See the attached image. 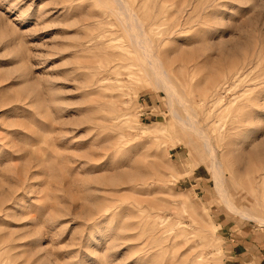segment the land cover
<instances>
[{"label": "rangeland", "instance_id": "1", "mask_svg": "<svg viewBox=\"0 0 264 264\" xmlns=\"http://www.w3.org/2000/svg\"><path fill=\"white\" fill-rule=\"evenodd\" d=\"M213 162L264 219V0H0V264H264Z\"/></svg>", "mask_w": 264, "mask_h": 264}, {"label": "bare ground", "instance_id": "2", "mask_svg": "<svg viewBox=\"0 0 264 264\" xmlns=\"http://www.w3.org/2000/svg\"><path fill=\"white\" fill-rule=\"evenodd\" d=\"M126 1V0H125ZM127 3V2H126ZM126 5H128V4H126ZM121 7V6H120ZM128 7V6H127ZM130 9V8H129ZM129 9H127V10H129ZM120 10H121V8H120ZM122 11V10H121ZM132 11H134V10H132ZM131 11V12H132ZM129 13H130V10H129ZM133 13V12H132ZM135 14V13H134ZM129 15H131V14H129ZM135 16V15H134ZM133 16V14L131 15V17H134ZM130 17V18H131ZM135 18V17H134ZM132 19V18H131ZM130 19V20H131ZM133 21V20H132ZM132 21H131V23H132ZM134 25V31L133 32H135V33H138V35H139V33L140 32H138L141 28H139V30L137 31V29L136 28H138V27H140V25L138 26V25H136V24H133ZM130 27H131V24L129 25ZM137 26V27H136ZM136 27V28H135ZM132 28H133V26H132ZM131 30V29H130ZM139 37V39H140V35L138 36ZM137 38V37H136ZM138 39V38H137ZM142 40V39H141ZM139 42H140V40H139ZM142 43V42H141ZM144 45H146V44H144ZM145 47V46H144ZM149 47V46H148ZM150 48H147V50H145L146 51V53H147V55H148V57H149V59H150V62H151V65H152V69L154 70V71H152V72H154L155 74H156V76H157V80H159L158 82H156L158 85H159V87H161L166 93H168V94H172V86L170 85V82H169V80H168V78L166 77V72H165V69L163 68V66H162V60L160 59V57H157V54H155V52L153 51V50H149ZM156 78V77H155ZM174 113H176V112H174ZM181 121H185V120H181ZM203 136V135H202ZM204 137L207 139V137H206V135L204 134ZM207 142L209 143V141H208V139H207ZM214 160H216V157H215V153L213 154V161ZM217 161V160H216ZM213 165H215V168H214V170H215V179H214V181H216V184H217V188H218V192H220V195L222 196V198H223V200L226 202V205H228L229 206V208H232L234 211H236V212H238V213H240V215H243V216H249V217H253L254 219L256 218V219H258L259 221H263L264 222V219L263 218H261V217H257V216H255L254 214H252L251 212H249L248 210H245V209H242V208H239V207H237L236 205H234L233 204V202L230 200V198L228 197V195H227V193H226V189H225V187L223 186V184H222V181H221V175H219V171H218V167H217V165H216V163L215 162H213ZM214 175H213V177H214ZM216 188V189H217ZM255 219V220H256ZM221 249H223L222 247H221ZM213 254V253H212Z\"/></svg>", "mask_w": 264, "mask_h": 264}]
</instances>
